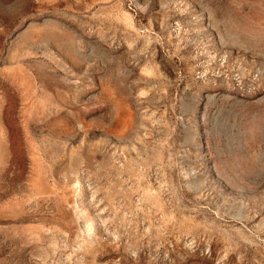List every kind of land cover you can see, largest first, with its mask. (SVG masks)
<instances>
[{
	"label": "rangeland",
	"instance_id": "1",
	"mask_svg": "<svg viewBox=\"0 0 264 264\" xmlns=\"http://www.w3.org/2000/svg\"><path fill=\"white\" fill-rule=\"evenodd\" d=\"M0 264H264V0H0Z\"/></svg>",
	"mask_w": 264,
	"mask_h": 264
}]
</instances>
